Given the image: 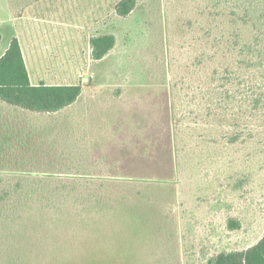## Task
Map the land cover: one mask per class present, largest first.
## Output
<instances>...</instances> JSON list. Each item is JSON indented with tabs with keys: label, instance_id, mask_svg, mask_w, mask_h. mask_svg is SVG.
Listing matches in <instances>:
<instances>
[{
	"label": "rangeland",
	"instance_id": "1",
	"mask_svg": "<svg viewBox=\"0 0 264 264\" xmlns=\"http://www.w3.org/2000/svg\"><path fill=\"white\" fill-rule=\"evenodd\" d=\"M35 1L20 33L30 78L84 91L46 116L0 102V145L8 146L0 171L36 183L49 174L121 181L92 207L65 182L54 194L37 183L18 208H0V264H203L201 253L255 244L264 233V110L253 108L246 79L219 73L213 8L137 0L120 17L119 0ZM4 2L0 55L14 33ZM106 33L115 45L93 60L90 38ZM232 52L227 61L238 58ZM225 212L239 230L224 229Z\"/></svg>",
	"mask_w": 264,
	"mask_h": 264
},
{
	"label": "trees",
	"instance_id": "2",
	"mask_svg": "<svg viewBox=\"0 0 264 264\" xmlns=\"http://www.w3.org/2000/svg\"><path fill=\"white\" fill-rule=\"evenodd\" d=\"M203 2L205 8H213L212 14L218 23L217 50L225 59L220 64L221 72L217 71V68L214 72H219L226 77L231 76L232 79L236 77L246 79L244 83L247 89L246 95L251 98L253 108L264 110V0H203ZM136 4L137 0H119L114 6L115 13L120 17H127L135 9ZM206 31L210 32V29ZM115 42L116 38L113 33L92 36L90 38L92 59H102L114 47ZM235 50L238 58L231 57L227 61L228 55ZM234 60L238 63L237 67H241L242 63L246 64L247 70L241 71L240 74L232 72L229 68L230 65H234ZM82 92L81 84H46L43 82L32 84L16 37L10 40L8 48L0 56V102L4 105L19 109L24 113L46 116L72 107L79 100ZM163 116L165 124L166 122L169 124L171 139L172 117H169L168 113L166 117L165 114ZM234 139L235 137H232V141ZM6 147L8 146L0 145V155ZM167 149L171 154V148ZM173 152L172 148V157ZM104 175L105 177L97 179H89L90 177L83 179L71 175L59 177L49 174L44 177L37 176L36 180L40 184L55 186L49 188V190L52 189L50 194H54L56 189L68 182V185L71 184L69 186L71 191L85 193V206L92 207L90 199L95 205L98 193L108 192L107 186L121 181L118 179L121 176L114 178L112 174ZM28 177L21 174H4L0 171V208L4 206L18 208L20 201L24 199L23 194L31 193L37 185L33 179ZM89 196L92 197L88 198ZM223 226L227 231L239 230L241 221L238 217L226 213ZM200 257L203 264H264V233L255 244L247 248L223 250L209 255L201 253Z\"/></svg>",
	"mask_w": 264,
	"mask_h": 264
},
{
	"label": "crops",
	"instance_id": "3",
	"mask_svg": "<svg viewBox=\"0 0 264 264\" xmlns=\"http://www.w3.org/2000/svg\"><path fill=\"white\" fill-rule=\"evenodd\" d=\"M27 3H28V0H5V2H4V7L6 8V12H7V18L9 20L10 25L12 27V30L14 32L13 35H10V38L12 39L13 37H16L18 39L20 47H21V51H22L24 62H25V58H24V54H23V48H22L21 39L24 38L26 35L22 36V35H20V33H21L22 30L24 32H28L27 29H26L27 25L24 24V26H23V24H22L23 22L25 23L27 18H29V15H28L29 11H27V6H28ZM35 3L38 5V0H36ZM40 6L41 7L44 6V2L41 3ZM41 12H42V10H41ZM35 17H36V19L39 18L37 16V14L35 15ZM6 49H4L2 54L6 51ZM25 66H27L26 62H25ZM28 75H29V72H28ZM29 80H30V82L32 84H38L39 83V82L33 81L30 78V76H29ZM40 82H42V81H40ZM43 83H45V82H43ZM46 84H48V83H46ZM83 91H84V88H83Z\"/></svg>",
	"mask_w": 264,
	"mask_h": 264
}]
</instances>
